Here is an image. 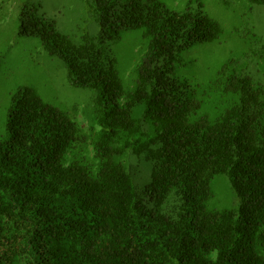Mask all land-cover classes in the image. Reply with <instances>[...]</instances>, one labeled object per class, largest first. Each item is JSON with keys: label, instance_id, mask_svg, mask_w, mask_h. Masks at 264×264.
Here are the masks:
<instances>
[{"label": "trees", "instance_id": "trees-1", "mask_svg": "<svg viewBox=\"0 0 264 264\" xmlns=\"http://www.w3.org/2000/svg\"><path fill=\"white\" fill-rule=\"evenodd\" d=\"M92 1L99 34L79 46L20 13L19 34L94 91L95 117L80 128L28 90L12 98L0 264H264V66L243 75L228 59L191 87L176 76L177 53L218 40L216 21L164 0ZM135 29L148 43L127 88L107 44ZM254 46L246 54L264 62ZM214 182L225 209H207Z\"/></svg>", "mask_w": 264, "mask_h": 264}, {"label": "rangeland", "instance_id": "rangeland-1", "mask_svg": "<svg viewBox=\"0 0 264 264\" xmlns=\"http://www.w3.org/2000/svg\"><path fill=\"white\" fill-rule=\"evenodd\" d=\"M164 2L178 12L201 9L222 30L218 40L177 53L174 69L181 80L191 87L205 86L228 59L232 60L233 69L243 75L262 72L263 58L258 60L246 52L255 51L254 44L264 45L263 5H253L248 0ZM23 9L53 21L57 31L76 46L95 40L100 29L92 0H0V140L7 136L8 112L18 90H28L42 102L60 109L80 128L95 117L94 91L74 87L66 65L50 56L37 36L19 34ZM147 43L143 30L135 29L107 44L109 57L115 59L127 88L135 83V69ZM215 182L207 209H225L227 191L222 183L215 185Z\"/></svg>", "mask_w": 264, "mask_h": 264}]
</instances>
